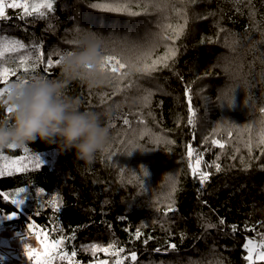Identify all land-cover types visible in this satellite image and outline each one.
Wrapping results in <instances>:
<instances>
[{
  "label": "trees",
  "instance_id": "trees-1",
  "mask_svg": "<svg viewBox=\"0 0 264 264\" xmlns=\"http://www.w3.org/2000/svg\"><path fill=\"white\" fill-rule=\"evenodd\" d=\"M34 1L44 2L28 3ZM145 4L146 0H53L52 11L40 9L43 17L34 13L24 19L22 10L6 9L9 18H0V46L11 40L25 45L0 58V67L15 73L8 75L9 84L18 78L31 81L33 75L61 78L55 63L45 73L47 59L55 61L90 40L100 43L104 57H117L127 67L119 69L112 61L106 65L108 80L103 86L89 88L72 80L65 88L67 95L80 99L81 110L110 113L108 151L88 163L77 159L74 150L61 151L56 143L39 139L0 149L10 161L23 156L26 161L24 169L0 175V193L9 194L8 200L0 196V210L17 213L15 229L23 237L34 235L39 246L45 236L65 237L63 250L69 255L76 251L72 259L80 264H114L118 257L112 253L121 248L120 257H127L122 264H248L243 245L249 239L264 240V144L259 143L264 130V0H167L162 11L146 10ZM93 5H120L122 10ZM154 37L156 47L150 56L143 55ZM77 40L81 43H74ZM132 45L139 47L132 50ZM166 54L169 58L150 73L132 67L151 65ZM229 65L239 76L226 71ZM113 67L118 71L112 72ZM225 92L233 94L231 106L223 101ZM6 99L7 95L0 97V123L11 124ZM189 107L196 113L193 125L187 123ZM197 155L199 170L209 173L204 184L189 167ZM35 156L41 160L39 168L32 162ZM21 187L25 214L10 203ZM37 189L44 194L38 196ZM54 198L59 211L50 203ZM91 244L115 247L93 256L86 250ZM33 250L39 253L37 246ZM0 264L35 260L23 254L20 262ZM53 264L68 262L57 258Z\"/></svg>",
  "mask_w": 264,
  "mask_h": 264
},
{
  "label": "clouds",
  "instance_id": "clouds-1",
  "mask_svg": "<svg viewBox=\"0 0 264 264\" xmlns=\"http://www.w3.org/2000/svg\"><path fill=\"white\" fill-rule=\"evenodd\" d=\"M103 57L99 42L84 41L72 55H64L61 78H38L21 89L13 88L6 99L13 107L12 123H0V149L13 144L20 147L39 139L56 143L61 151L74 150L77 159L88 163L106 153L112 140L106 124L110 113L81 110L80 99L65 91L72 80L89 88L103 86L108 80L101 70Z\"/></svg>",
  "mask_w": 264,
  "mask_h": 264
},
{
  "label": "snow or ice",
  "instance_id": "snow-or-ice-1",
  "mask_svg": "<svg viewBox=\"0 0 264 264\" xmlns=\"http://www.w3.org/2000/svg\"><path fill=\"white\" fill-rule=\"evenodd\" d=\"M93 7H102L103 10H107V11H121L122 10V6L120 5H93ZM148 7H152L155 8L157 11H162L164 8L167 7V0H146V4H145V9L147 10ZM20 9L22 10L20 13V19H24L26 16H32L34 13L38 14L39 16L43 17L45 15V13L43 11H40V9H47L49 12L53 10V0H44L43 3H35V4H29L28 0H0V18H4V19H8L9 17H7L6 15V9ZM129 15L135 16V15H139V13L136 12H129ZM168 27H171L170 25ZM158 35V34H157ZM74 43L76 44H80V41H74ZM124 46L127 47V43L124 42ZM25 47V45L23 43H21L19 40H11L9 41L6 45L0 46V58H2L4 56L5 51L8 52H17L20 49H23ZM138 45H132V50L138 48ZM154 47H156V39L155 37L152 39L148 40V50L145 51L143 53V55L145 56H150L151 54V49H153ZM171 55H175V51L170 49ZM73 51H66L63 54H59V58L56 59L55 61H53L52 58H48L47 59V66L45 67V73L48 72V69L50 67L53 66V64L55 63L56 65H60L62 59L64 58V55H72ZM169 58L168 54H166L164 57L159 58V60H155L152 62L151 65L145 63L143 65V67H137L135 64L132 65V67L134 68V70L136 72H152L155 71V65L157 63H160L162 61H166ZM25 57H21V63H24L25 61ZM139 59V57L137 58ZM37 60L39 62H43L39 57L37 58ZM115 61L116 64L119 65V69H124L125 67H127V65L123 64L120 62V60L117 57L114 56H105L103 57V63L101 64V70L105 71L106 70V65L109 64L110 62ZM164 66L167 67V63H164ZM34 68V66H33ZM112 72H117L118 69L113 67L110 69ZM24 71L27 73L29 71V69L26 67L24 69ZM226 71L231 73L234 77L239 76V72H234L233 69L231 68V65H229L228 67H226ZM9 74L14 75V72H10V70L6 67H0V82H3L6 87L0 88V97H3L4 95H8L11 90L13 88H17V89H21L24 85H27L30 80L28 78H18L16 83H12L9 84L7 81V77ZM122 76H126L128 75V73H121ZM43 79L46 78V76H36L33 75L31 77V81L37 80V79ZM244 83L248 84L247 79H244ZM232 92H235V89L232 90ZM145 100V102L147 101V97L143 98ZM188 100H189V104H191V96H188ZM232 100H233V94L231 96H229L228 92L224 93V97H223V101L224 103L227 102V104L230 106L232 104ZM4 103L6 105L7 102L6 100L4 101ZM7 112L9 114H11L13 112V107L12 106H8L7 107ZM261 112H264V108H261ZM189 118L187 123L189 125H193L194 124V120L193 117L196 115L195 111L189 107ZM123 124L124 125H128L129 124V120L128 119H124L123 120ZM260 124L262 125V128H264V119H262L260 121ZM121 143H123V141H121ZM129 144L132 143V141H128ZM212 143L214 145H217L220 148H224V144L220 143L218 140H213ZM260 144H264V130H262L261 132V138L259 141ZM16 146L13 145H9L7 148H15ZM133 148H137L139 147L136 144L132 145ZM24 151L27 152L28 149L24 148ZM127 154L129 156L132 155V149H128L127 150ZM188 156L190 158V160L193 158V150L191 147H189L188 149ZM113 157L110 156L109 159H112ZM0 159L4 160L6 163L4 165V167L0 168V175H4L5 171L8 170L9 174H11L12 170H20V169H24L25 168V164L20 163L19 161H15V160H9V158L5 155H3V152L0 151ZM24 159V158H21ZM34 167L39 168L41 167V160L38 156L33 157L32 160ZM201 164V159L200 157L197 155L195 156V162L190 163L189 167L192 171L193 176H198L199 181L201 184H204L206 182V180L208 179L209 173L204 172V171H200L199 170V166ZM216 169L217 171L220 170V165L217 164L216 165ZM149 173L147 171L144 172V177L148 176ZM144 183V180H143ZM25 193V188L21 187L18 188L13 196V198L10 200V203L15 205V206H19L21 205L24 200H23V194ZM44 194L43 189H37V195L38 196H42ZM0 196L3 197V199L8 200L9 199V194L7 193H0ZM53 209L55 211H59V207L56 205L55 203V198L53 199V201H50ZM171 210V209H170ZM16 216L15 212H12L11 214L7 215V219H12L13 217ZM221 224L224 223L223 220L220 221ZM210 227H213V225H209ZM34 225H29V228H33ZM233 231H236V226L232 227ZM246 230L249 231H255V227L248 229L246 227ZM140 236V232L139 230H137L136 232V237L139 238ZM69 239H74L73 237H70ZM64 242H65V237L61 236L58 239H51L48 240L47 236H45V240L42 241L43 244V251L42 253H36L32 248H30L29 244L25 242L24 244V254L28 257L29 260H35V264H53L54 260H56L57 258L62 260V261H67L68 264H80L79 261H73L72 258H75L77 256V252L76 251H71L70 255L67 251L63 250V246H64ZM145 243H147V241H145ZM115 246L110 244L108 245L107 248L102 247L98 244H91L89 246H87L86 250L91 252L93 256H95L97 251H101V252H105L107 253L109 251V249H113ZM172 248H175L176 246L173 244L171 245ZM243 247L247 250V255L244 257V259L248 262V264H257V262H264V240H262L260 243H257L256 241L249 239L244 245ZM124 250L118 249L116 251H113V255L117 256L118 259L114 262V264H122L123 259H127V257H120V253L123 252ZM130 258L131 261H135L136 260V253L132 252L130 254ZM94 264H108L107 260H100V261H96L94 262Z\"/></svg>",
  "mask_w": 264,
  "mask_h": 264
},
{
  "label": "rangeland",
  "instance_id": "rangeland-1",
  "mask_svg": "<svg viewBox=\"0 0 264 264\" xmlns=\"http://www.w3.org/2000/svg\"><path fill=\"white\" fill-rule=\"evenodd\" d=\"M35 3H43V1H34L31 4H35ZM22 158L24 159H21V157H17L15 161H19L20 163L25 164L26 163L25 157L23 156ZM4 165H5L4 163H0V168L4 167ZM14 194L11 196L12 198ZM17 208L21 213L25 214L22 204L19 205ZM11 213L12 212L7 213L0 210V260L3 259L2 261H9L8 258L11 255L12 256L15 255V258L17 259L18 256L16 255V250H19L24 254L25 242L29 244L30 248L33 247L34 249V247L37 246L39 253H42L43 245L39 246L37 239L34 235H28L26 237H23L21 236L20 230L15 229V225L12 224V222L18 218L17 213L16 216L13 217L12 219H7V215Z\"/></svg>",
  "mask_w": 264,
  "mask_h": 264
},
{
  "label": "built area",
  "instance_id": "built-area-1",
  "mask_svg": "<svg viewBox=\"0 0 264 264\" xmlns=\"http://www.w3.org/2000/svg\"><path fill=\"white\" fill-rule=\"evenodd\" d=\"M22 254H23V252H21V251H19V250H16V255L18 256L17 257V259L15 258V255H11V256H9V261H15V262H20V260H21V257H22Z\"/></svg>",
  "mask_w": 264,
  "mask_h": 264
},
{
  "label": "crops",
  "instance_id": "crops-1",
  "mask_svg": "<svg viewBox=\"0 0 264 264\" xmlns=\"http://www.w3.org/2000/svg\"><path fill=\"white\" fill-rule=\"evenodd\" d=\"M3 259H1L0 261H2Z\"/></svg>",
  "mask_w": 264,
  "mask_h": 264
},
{
  "label": "bare ground",
  "instance_id": "bare-ground-1",
  "mask_svg": "<svg viewBox=\"0 0 264 264\" xmlns=\"http://www.w3.org/2000/svg\"><path fill=\"white\" fill-rule=\"evenodd\" d=\"M121 256V255H120Z\"/></svg>",
  "mask_w": 264,
  "mask_h": 264
}]
</instances>
